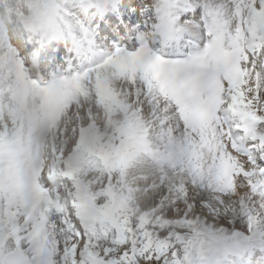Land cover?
I'll return each instance as SVG.
<instances>
[{
    "label": "snow or ice",
    "instance_id": "1",
    "mask_svg": "<svg viewBox=\"0 0 264 264\" xmlns=\"http://www.w3.org/2000/svg\"><path fill=\"white\" fill-rule=\"evenodd\" d=\"M0 264H264V0H0Z\"/></svg>",
    "mask_w": 264,
    "mask_h": 264
}]
</instances>
